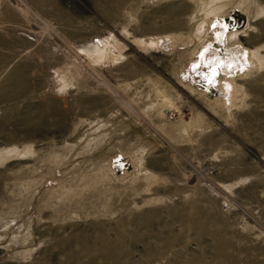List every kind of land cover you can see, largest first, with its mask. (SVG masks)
Segmentation results:
<instances>
[{
    "label": "rangeland",
    "instance_id": "374dc122",
    "mask_svg": "<svg viewBox=\"0 0 264 264\" xmlns=\"http://www.w3.org/2000/svg\"><path fill=\"white\" fill-rule=\"evenodd\" d=\"M0 264H264V0H0Z\"/></svg>",
    "mask_w": 264,
    "mask_h": 264
},
{
    "label": "bare ground",
    "instance_id": "6f19581e",
    "mask_svg": "<svg viewBox=\"0 0 264 264\" xmlns=\"http://www.w3.org/2000/svg\"><path fill=\"white\" fill-rule=\"evenodd\" d=\"M226 21L228 25L231 24L238 27L247 24L248 18L247 14L243 10H241L240 8H233V10L229 13L228 18H226ZM250 57L253 59V61V57H255V59H258L259 61H261L260 59H262V57L256 52H250Z\"/></svg>",
    "mask_w": 264,
    "mask_h": 264
},
{
    "label": "snow or ice",
    "instance_id": "6c2138e0",
    "mask_svg": "<svg viewBox=\"0 0 264 264\" xmlns=\"http://www.w3.org/2000/svg\"><path fill=\"white\" fill-rule=\"evenodd\" d=\"M201 55H203V53H201Z\"/></svg>",
    "mask_w": 264,
    "mask_h": 264
}]
</instances>
